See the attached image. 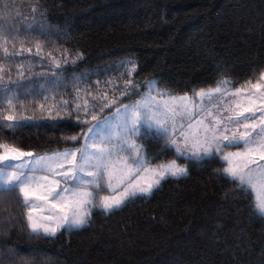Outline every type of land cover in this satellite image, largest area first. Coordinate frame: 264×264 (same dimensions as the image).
<instances>
[{
    "label": "trees",
    "instance_id": "obj_1",
    "mask_svg": "<svg viewBox=\"0 0 264 264\" xmlns=\"http://www.w3.org/2000/svg\"><path fill=\"white\" fill-rule=\"evenodd\" d=\"M38 4L47 9L44 20ZM42 23L52 31L43 33ZM0 43L8 48L7 55L0 50V65L5 77L11 73L13 80L18 79L19 64L24 65L25 76L29 64L34 75L50 74L49 54L58 58L62 48L70 54L84 53L76 65L70 60L61 64L65 79L54 93L40 92L38 81L30 94L10 90L18 93L17 116L33 119L30 126L12 130L0 120V140L44 154L66 146L61 139L66 125L52 127L37 106L52 103L44 96L71 100L77 86L83 89L81 99L92 102L84 92L96 95L95 81L121 73L128 79L122 61L137 63L134 80L159 78L174 94L193 86H213L218 71L227 74L231 88L254 82L264 68V0H0ZM157 64L163 65L162 72ZM81 73L88 74L91 87L72 78ZM117 87H123L122 81ZM103 91L112 94L110 89ZM3 101L0 92V110L6 112ZM148 143L152 163L173 158L184 163L174 150L158 154L160 145ZM190 167L187 178L169 179L160 191L135 198L110 214L95 211L90 227L70 234L62 230L55 238L28 235L19 225L23 209L18 194L0 191V231L8 229L0 236V264H235L236 258L259 264L264 259L260 255L264 225L258 218L237 223L231 201L222 199L230 183L212 172L223 165L206 159ZM8 210L11 222L5 221Z\"/></svg>",
    "mask_w": 264,
    "mask_h": 264
},
{
    "label": "snow or ice",
    "instance_id": "obj_2",
    "mask_svg": "<svg viewBox=\"0 0 264 264\" xmlns=\"http://www.w3.org/2000/svg\"><path fill=\"white\" fill-rule=\"evenodd\" d=\"M36 7L42 9L40 18L44 20L47 9L39 4ZM40 29L43 33L52 31L43 23ZM62 34L69 35L67 31ZM0 50L8 54L5 43H0ZM41 52L37 42L36 53ZM61 52L58 58L49 54L50 74L34 75L29 64L25 76L24 65L19 64L18 79L13 80L11 73L5 77L0 65V92L7 108L6 112L0 110L4 127H27L33 119L17 116L14 100L18 93L10 90L23 89L30 94L38 81L40 92L54 93L65 79L66 69L61 64L70 60L76 65L84 59L82 51L70 54L69 49L62 48ZM120 67L128 79H123L121 73L95 81L97 94L84 92L92 103L87 99L81 102L83 89L74 86L71 100L45 95L43 99H52V103L37 105L46 112L52 127L66 125L61 131L66 145L63 150L34 154L0 140V191L18 194L23 209L21 229H26L28 235L55 238L63 234L62 229L70 234L90 227L95 211L107 215L135 198L153 195L169 179L179 182L187 178L190 165H202L206 159L223 165L212 172L230 183L222 199L231 201L237 223L258 218L264 225V163H257V159L264 161V68L255 82L246 80L238 88L229 87L230 78L218 71L213 86H193L174 94L159 78L134 80L137 63L132 60L122 61ZM157 69L162 72L163 65L157 64ZM72 78L91 87L87 73ZM121 81L123 87H117ZM103 89H110L112 94H101ZM133 96L137 99L132 100ZM184 116L189 122L185 123ZM149 140L160 145L158 154L174 150L184 163L173 158L151 164ZM7 233L5 228L0 236ZM9 251L15 254L14 249ZM260 255L264 257V245ZM235 264L245 262L236 258ZM259 264H264V259Z\"/></svg>",
    "mask_w": 264,
    "mask_h": 264
},
{
    "label": "rangeland",
    "instance_id": "obj_3",
    "mask_svg": "<svg viewBox=\"0 0 264 264\" xmlns=\"http://www.w3.org/2000/svg\"><path fill=\"white\" fill-rule=\"evenodd\" d=\"M254 82H255V81H254ZM229 87H230V86H229ZM84 99L89 100V98H83V99H81V102H82ZM89 103H92V102H89ZM197 103H199V101H197ZM104 114H107V110H105V113H104ZM182 119L185 121V123L189 122L187 116L182 117ZM176 123H177V125L179 126V124L181 123V118H180V117L177 118ZM233 150H235V149H233ZM34 154H35V153H34ZM41 155H43V154H41ZM182 159H183V158H182ZM150 163H151V164H154V163H152L151 161H150ZM257 163H264V161H259V160L257 159ZM150 196H151V195H150ZM147 197H149V196H147ZM6 210H7V209H6ZM6 210H5V212H6ZM114 211H116V210H114ZM45 214H47V212H45ZM5 221H6V222H11V221H13V214H11V213L9 212V210H8V218H7ZM62 230H63V229H62ZM62 230H61V231H62Z\"/></svg>",
    "mask_w": 264,
    "mask_h": 264
}]
</instances>
